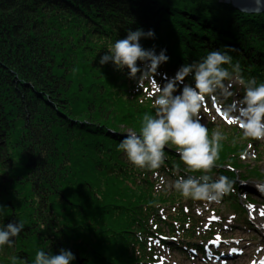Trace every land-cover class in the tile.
<instances>
[{"label": "trees", "instance_id": "1", "mask_svg": "<svg viewBox=\"0 0 264 264\" xmlns=\"http://www.w3.org/2000/svg\"><path fill=\"white\" fill-rule=\"evenodd\" d=\"M182 2L0 0V172L10 175L14 156L22 170L18 183L0 180V204L8 213L5 224H26L12 246L0 248V264H34L39 250L59 254L62 248L75 254L72 264H154L156 244L180 252L197 246L201 222L189 206L196 200L159 190L161 178L176 179V165L185 174L175 149L166 147L165 165L153 171L135 167L118 149L145 112L154 114L148 84L140 82L143 72L130 77L127 66L100 62L129 29H155L157 37L141 44L157 54L168 50L171 59L154 74L162 82L225 48L247 79L264 82V13L230 4L232 12L222 15L214 11L219 0ZM184 83L194 85V75ZM232 92L242 98L244 88L236 85ZM230 127L242 136L239 127ZM227 150L219 153L214 178L236 181L242 173L263 179ZM238 190L234 183L224 195L231 207L239 205ZM166 201L176 202L168 208ZM167 235L179 240L162 238Z\"/></svg>", "mask_w": 264, "mask_h": 264}, {"label": "clouds", "instance_id": "2", "mask_svg": "<svg viewBox=\"0 0 264 264\" xmlns=\"http://www.w3.org/2000/svg\"><path fill=\"white\" fill-rule=\"evenodd\" d=\"M156 37L155 29H129L126 38L117 39L109 46V53L101 57L102 64L112 60L117 68L127 66L130 77H136L138 71H142L145 77L151 78L157 93L152 102L154 114L145 112L138 130H128L118 149L135 167L153 171L165 165L166 147H174L187 166L185 174H180V166L176 165L174 189L185 199L219 202L233 190L235 181L225 175L214 178L210 174L217 166L224 134L218 129L210 132L201 122L200 110L206 107L205 101L209 97L213 101L220 100L221 95L231 98L233 86L238 83L243 86L244 93L242 98L225 106L229 122L238 125L243 137L264 139V82L247 79L240 62H234V57L225 48L210 51L200 61L182 66L172 78L165 74L167 82L160 86L154 74L161 64L171 59L168 50L165 48L157 54L155 47L145 49L141 44L142 38ZM193 75L195 84H185V79ZM161 182L164 183L163 178ZM7 215L5 205L0 204V218L3 219L0 222V248L12 246L15 238L26 229L23 220L5 224ZM75 259L70 249L62 248L59 254L41 249L34 264H72Z\"/></svg>", "mask_w": 264, "mask_h": 264}, {"label": "rangeland", "instance_id": "3", "mask_svg": "<svg viewBox=\"0 0 264 264\" xmlns=\"http://www.w3.org/2000/svg\"><path fill=\"white\" fill-rule=\"evenodd\" d=\"M164 2L172 6L174 5L185 6L186 4V2H182V0H164ZM219 2L222 4H219V6L214 5L215 7L218 8V10H214L217 12V14L223 15L226 14L223 12H228V13L232 12L231 8L229 7L230 4H226L225 2L220 0ZM155 80L157 84L160 86H163V84L166 83L156 78ZM140 82L141 84L144 85L148 84V89L145 91L148 92V95L151 97V100L153 101L154 94L157 93H155V89L151 83V78L142 75L140 77ZM235 85H239V84L237 83L234 84V86ZM146 92L144 94H146ZM238 96H239V92L234 94L233 98L236 99ZM205 105L206 107L205 108L202 107V109L200 110L201 122L208 127L210 132L213 129H218L224 134V138L220 141L219 153L224 150L229 152L227 148H230L231 152L240 156L243 162L247 164V166H249V169L251 170L258 169L263 178L261 180L264 181V139L258 140L255 138L251 143V141H249V139H247L246 137L232 134L230 125H235V126L238 125L229 122V116L225 113V109H221L217 104L213 102L209 103L205 101ZM173 149L175 148L173 147ZM16 159L14 156L13 170L11 171L10 175H8L7 173L5 176H3V173L0 172V180H3V177H5L8 178L9 180L13 179L14 182L18 183V181L15 180L18 179L17 177H20V175L22 174V170L18 169V167L20 166V162L17 157ZM239 175H243V174L241 173L238 174L237 176ZM173 183H174L173 180L166 179L164 180V183L159 184V190H164L165 188H167L166 191L170 193L169 190L174 189ZM235 183L239 189L241 187H245V184L239 182L238 179H236ZM7 185L9 188L13 187V190L16 192L17 190L16 185H12L9 183H7ZM161 185H163V187H161ZM247 185L260 186V190L259 188H256L260 192L258 193L259 195L250 194V196L255 200V202H253V204L251 205H249L248 201H247L248 204L245 205L246 202L244 200L246 199L245 196H243L244 199L238 197L239 205L235 203L234 207L230 206V202L226 201V198L224 196L220 199L219 202H207V201L196 200V202L191 203L189 205L192 206L191 207L192 211L198 216V220L201 222V229L199 232L200 234L198 233V235H200L201 237H208L212 233H215L213 234L215 235L213 240L210 241H204L203 239L198 240L208 249V252L210 251V249H212L213 252L215 253V255L213 253L210 260H207L206 255L201 256L200 254L197 253H195L194 255L193 254L185 255V254H181V252L172 249L168 246H160L156 244V246L159 248V259H157V261L154 264H251L252 262H256L258 258L263 257L264 256V229H263L264 196H262V193H264V182L263 184H258V185H255L254 183L250 182ZM133 186L135 188H139L138 184L136 183ZM19 187L23 190L21 186ZM167 192L164 193L161 192V193L165 197H168ZM183 199L186 202L189 200V199H185L184 197ZM174 203L166 201L165 204L166 206H168V208H170L169 206L174 205ZM135 207L138 208V206ZM191 208H189V210H191ZM235 209H239V210H235ZM172 212L175 213L176 208L173 207ZM151 222L152 221L150 220V224ZM249 222H251V224ZM211 225L213 227L212 229H210ZM145 237L148 238L149 236L146 235ZM166 237L170 238L171 235H167ZM176 238L179 237H175V239L173 240H176ZM232 251L235 253L237 251L242 252L243 255H235L234 258H229V259L228 258L224 259L223 257H221L224 253L229 254V252ZM141 261L147 262L143 260Z\"/></svg>", "mask_w": 264, "mask_h": 264}, {"label": "water", "instance_id": "4", "mask_svg": "<svg viewBox=\"0 0 264 264\" xmlns=\"http://www.w3.org/2000/svg\"><path fill=\"white\" fill-rule=\"evenodd\" d=\"M226 4H231L236 9L249 13L261 14L264 13V0H220Z\"/></svg>", "mask_w": 264, "mask_h": 264}, {"label": "bare ground", "instance_id": "5", "mask_svg": "<svg viewBox=\"0 0 264 264\" xmlns=\"http://www.w3.org/2000/svg\"><path fill=\"white\" fill-rule=\"evenodd\" d=\"M245 183V187H244V189H246V190H248V191H250V193L252 194V195H259L258 193H260L259 191H258V189H256V188H259V190H260V186H249V185H247L248 184V182H244ZM255 185H258V184H255ZM263 186V185H262ZM258 191V192H257ZM262 193V192H261ZM264 193H262V196H264L263 195ZM263 229H264V225H263Z\"/></svg>", "mask_w": 264, "mask_h": 264}]
</instances>
